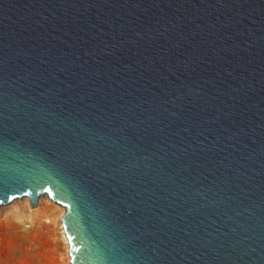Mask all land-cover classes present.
Returning <instances> with one entry per match:
<instances>
[{
	"label": "water",
	"instance_id": "obj_1",
	"mask_svg": "<svg viewBox=\"0 0 264 264\" xmlns=\"http://www.w3.org/2000/svg\"><path fill=\"white\" fill-rule=\"evenodd\" d=\"M43 196L70 264H264V0H0V207Z\"/></svg>",
	"mask_w": 264,
	"mask_h": 264
},
{
	"label": "rangeland",
	"instance_id": "obj_2",
	"mask_svg": "<svg viewBox=\"0 0 264 264\" xmlns=\"http://www.w3.org/2000/svg\"><path fill=\"white\" fill-rule=\"evenodd\" d=\"M64 211L46 196L35 207L28 198L1 206L0 264H70Z\"/></svg>",
	"mask_w": 264,
	"mask_h": 264
}]
</instances>
